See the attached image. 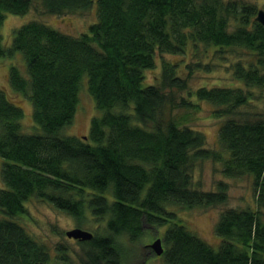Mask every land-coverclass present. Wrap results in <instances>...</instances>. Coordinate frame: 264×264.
Returning <instances> with one entry per match:
<instances>
[{
  "label": "trees",
  "instance_id": "1",
  "mask_svg": "<svg viewBox=\"0 0 264 264\" xmlns=\"http://www.w3.org/2000/svg\"><path fill=\"white\" fill-rule=\"evenodd\" d=\"M94 3L97 19L77 35L39 19L14 28L8 46L0 35V57L20 51L25 61L26 74L11 65L8 80L30 101L38 125L35 133L24 132L23 109L0 88V264H52L55 258L16 220L32 198L78 225L90 215L103 221L105 231L79 240L86 243L81 264H123L119 237L137 241L147 227L162 226L165 264H264V108L253 107L264 91V24L255 19V5L241 0H0V26L6 13L32 8L54 15L84 13ZM201 45L221 59L227 52L243 56L229 66L241 84L189 92L211 104L215 117L226 116L218 128L222 151L207 148L203 132L171 114L175 107L198 105L177 98L187 81L163 55H184L189 49L196 55ZM158 57L160 76L148 83L145 71ZM185 66L192 71V64ZM83 76L102 113L91 118L85 137L65 135ZM246 106L250 109H242ZM204 159L220 161L225 176H249L255 194L254 206L220 211L214 224L221 237L217 249L179 222L175 212L226 202V183L218 182L215 190L194 183V165Z\"/></svg>",
  "mask_w": 264,
  "mask_h": 264
},
{
  "label": "rangeland",
  "instance_id": "2",
  "mask_svg": "<svg viewBox=\"0 0 264 264\" xmlns=\"http://www.w3.org/2000/svg\"><path fill=\"white\" fill-rule=\"evenodd\" d=\"M255 5L256 11L264 9V0H241ZM39 19L65 33L77 35L87 30L90 23L97 19L95 3L84 13H70L54 15L42 11V9L32 8L24 14L6 13L0 35L2 42L8 46L11 44L14 28L31 20ZM227 52L226 58H218L212 53V48L199 46L196 55L192 50L186 54H164L163 58L177 65L180 75L187 81V87L177 91V98L182 96L186 101L197 104L198 107L186 108L175 107L171 114L178 118L182 124L200 130L205 134V146L214 150H221L218 140V128L226 116L215 117L212 113L213 106L206 101L196 99L190 91H194L200 86H235L238 84L233 74L230 64L236 62L241 56V52L232 54ZM5 57V58H4ZM0 57V88L7 96L23 109L21 125L24 132L35 133L38 125L33 123L31 115V103L23 94L13 90L8 80V70L11 65L18 67L22 74H26L25 61L20 51H16L12 56ZM157 59L156 66L145 71V81L148 83L157 82L160 76L161 64ZM210 64H209V63ZM192 64V71L185 64ZM195 63H199L196 67ZM208 65V67H206ZM83 88L80 90L79 101L76 107L74 118L71 124L63 129L65 135L84 137L89 131L90 120L93 116L100 115L102 111L97 108L94 99L88 94L86 88V76L81 79ZM239 84H241L239 82ZM264 91L259 93L254 101V109L264 108ZM242 109H250L248 106ZM222 151V150H221ZM225 156V152L223 154ZM222 163L212 159L196 161L193 168V179L197 188L203 190H215L218 182L227 184L228 198L225 203L208 207H193L190 209L175 208V212L181 218L182 224L191 230L215 249L218 248L221 237L214 231V224L221 210L227 207L245 208L254 206L255 194L252 180L249 176L228 177L222 173ZM26 230L37 240L45 243L49 250L55 255L52 264H81L84 246L86 243H79V240L67 237L65 232L69 229L80 227L96 232L105 231L103 221L94 216H88L81 225L75 218L60 211L51 204L32 198L26 202V212L17 217ZM165 227H147L144 234L137 241H129L125 237H119L123 248V264H165L162 256L155 255L148 246L156 237H160ZM65 256L66 260L62 257Z\"/></svg>",
  "mask_w": 264,
  "mask_h": 264
},
{
  "label": "water",
  "instance_id": "3",
  "mask_svg": "<svg viewBox=\"0 0 264 264\" xmlns=\"http://www.w3.org/2000/svg\"><path fill=\"white\" fill-rule=\"evenodd\" d=\"M255 19L260 23L264 24V9H258ZM85 137V136H84ZM67 237L74 238L77 240H90L93 237V233L86 229H82L80 227H75L69 229L65 232ZM150 248L154 251V254L159 256L162 254L164 247L162 245V240L160 237L155 238L150 244H148Z\"/></svg>",
  "mask_w": 264,
  "mask_h": 264
},
{
  "label": "flooded vegetation",
  "instance_id": "4",
  "mask_svg": "<svg viewBox=\"0 0 264 264\" xmlns=\"http://www.w3.org/2000/svg\"><path fill=\"white\" fill-rule=\"evenodd\" d=\"M150 247V246H149Z\"/></svg>",
  "mask_w": 264,
  "mask_h": 264
}]
</instances>
